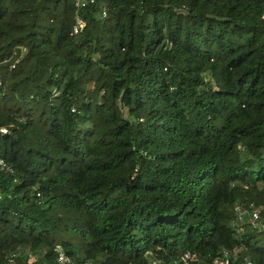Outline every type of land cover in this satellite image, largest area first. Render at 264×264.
Masks as SVG:
<instances>
[{
  "label": "trees",
  "instance_id": "1",
  "mask_svg": "<svg viewBox=\"0 0 264 264\" xmlns=\"http://www.w3.org/2000/svg\"><path fill=\"white\" fill-rule=\"evenodd\" d=\"M0 129V264H264V0H0Z\"/></svg>",
  "mask_w": 264,
  "mask_h": 264
},
{
  "label": "built area",
  "instance_id": "2",
  "mask_svg": "<svg viewBox=\"0 0 264 264\" xmlns=\"http://www.w3.org/2000/svg\"><path fill=\"white\" fill-rule=\"evenodd\" d=\"M73 6L75 11H79L81 9H84L85 7L91 6L95 3V0H72ZM101 15L104 16V11L101 12ZM84 27V23L82 20H80L78 17L75 18V23L72 26L71 34H77L80 32ZM0 133L4 134L5 130L0 129ZM0 169H4L8 171V168L4 166V164L0 161ZM234 211L237 213V215L240 218H246L248 221V224L258 230H263L262 225L259 223L258 219V212L256 209L252 208L251 206L240 208L239 206L234 207ZM231 257V260L229 259ZM31 259L29 258V261ZM55 260L57 264H74L71 259L66 257L62 251L59 248H56V255ZM236 260H239L238 252L236 249L232 250L231 253H224L222 257L219 260H216L212 262L211 264H234ZM234 262V263H233ZM239 262V261H238ZM194 263V257L188 253L185 252L181 256H179L176 260L170 261L168 263H161L157 261H148L145 264H193ZM84 264H90V263H84ZM242 264H251L249 261H244Z\"/></svg>",
  "mask_w": 264,
  "mask_h": 264
},
{
  "label": "rangeland",
  "instance_id": "3",
  "mask_svg": "<svg viewBox=\"0 0 264 264\" xmlns=\"http://www.w3.org/2000/svg\"><path fill=\"white\" fill-rule=\"evenodd\" d=\"M257 239L264 241V235L263 234H260V235L258 234L257 235Z\"/></svg>",
  "mask_w": 264,
  "mask_h": 264
}]
</instances>
